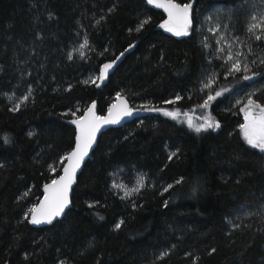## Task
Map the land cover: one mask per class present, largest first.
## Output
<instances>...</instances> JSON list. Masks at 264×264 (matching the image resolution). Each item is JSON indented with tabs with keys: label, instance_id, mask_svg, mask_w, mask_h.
Wrapping results in <instances>:
<instances>
[{
	"label": "trees",
	"instance_id": "1",
	"mask_svg": "<svg viewBox=\"0 0 264 264\" xmlns=\"http://www.w3.org/2000/svg\"><path fill=\"white\" fill-rule=\"evenodd\" d=\"M174 1L192 5L187 35L144 0H0V264H264V151L240 129L249 99L264 107V28L249 30L264 0ZM209 27L246 59L239 72ZM119 96L136 119L101 135L65 217L33 227L70 120Z\"/></svg>",
	"mask_w": 264,
	"mask_h": 264
},
{
	"label": "snow or ice",
	"instance_id": "2",
	"mask_svg": "<svg viewBox=\"0 0 264 264\" xmlns=\"http://www.w3.org/2000/svg\"><path fill=\"white\" fill-rule=\"evenodd\" d=\"M148 2L154 3L156 7L164 8L168 12L169 20L161 25V27L167 28L169 32H173L177 36L188 34V28L191 25L192 5L190 3L181 5L175 3L174 0H166V2H160V0H148ZM144 23H147V21ZM142 26L143 25H141V27ZM258 27L264 28V15H262L260 23L252 24L249 30L252 31ZM256 38L260 39L259 36ZM229 59H232V57L229 56ZM111 67V64L104 65V75H107V70ZM233 69L235 71H240L239 63L234 64ZM100 79H103V76H101ZM245 79L249 78L245 77ZM216 95H220V93H216ZM25 99H27V97H25ZM177 99H179V97H177ZM208 99L212 100L214 97L209 96ZM113 107H115V105ZM203 107H208L207 102H205ZM94 108L95 105L93 104L92 107L88 109L87 116L82 120L73 121L80 126V136L77 138L75 149L63 157V159L68 162L63 169V175H61L59 179L53 180L50 185L46 186L48 195L45 197V202L40 204L39 207L30 210L31 223H51L55 217L63 212L64 208L67 207L69 203L68 192L72 183H74L76 170L79 168L83 157L87 155V151L95 139L96 131H98L101 124L118 122V119H113L111 114L109 117H97L93 111ZM254 112L255 114H253ZM123 114L131 115L132 113L131 110L125 109ZM164 114L173 118H177L180 115L179 111H165ZM245 119L247 120V123H245L242 128L246 142L252 147L264 151V107L255 104L254 101L249 99L247 102ZM188 124L190 127H193L196 132H200L205 128L219 127V124L212 121L211 118H208L204 124L200 125H194L189 118ZM6 139L7 138H5V140ZM172 155H175V153H172ZM177 182L179 183V181ZM138 186H143L142 178L138 182ZM169 187H171V185H169ZM135 190H138V188L133 189V191ZM116 227L119 228L120 225L117 224Z\"/></svg>",
	"mask_w": 264,
	"mask_h": 264
},
{
	"label": "water",
	"instance_id": "3",
	"mask_svg": "<svg viewBox=\"0 0 264 264\" xmlns=\"http://www.w3.org/2000/svg\"><path fill=\"white\" fill-rule=\"evenodd\" d=\"M144 1L146 2V4L150 8L162 12L166 16L167 21L169 20L168 12L164 8L156 7L154 3H149L148 0H144ZM160 2H166V0H160ZM93 104L95 105V108L93 109V111H94V113H95V115L97 117H109V115L111 114V117L113 119H118V122L117 123H111V124H101L100 127H99V129H98V131H96V133H95V139H94L93 143L91 144V146L89 147V149L87 151V155H85L83 157V160L81 161L79 168L76 170L75 178H74V183H72L71 188H70V190L68 192V200H69V203H68L67 207L64 208L63 212L59 216L55 217L52 220L51 223H40V224H33V223H31V214H30V223L35 228H47V227H50L53 224H55L56 222L61 221L65 217L66 213L72 207V195H73L74 187L77 184L78 177H79L80 173L82 172L85 164L90 159L93 151L97 147V144H98V141H99V138L101 137V135L104 132H106V131H108L110 129L121 128L124 125H126V124L131 123L132 121H134L136 119V117H137V112L134 109H132L131 104L129 103L128 99L126 97H124V96H119L115 100V102L110 105V107L108 109V112L105 115H99L97 113V103L96 102L92 103L89 106V108H91ZM114 105H115V107H113ZM88 109L85 111V113L83 114L82 117H80V118H74V119L70 120V122H69V124L75 129V132H76L75 144H74V147H73V149L71 151H73L75 149V146L77 144V138L80 136V126H79L78 123H74L73 121L82 120L85 116L88 115ZM125 109L131 110V113L132 114L131 115H124L123 112H124ZM67 163L68 162L65 160L64 161V164H63V167H62V170H61V175H63V169L67 165ZM59 177L57 179H59ZM50 184H51V182L48 183L47 185H50ZM47 185H45L44 188H43V197L41 198V200L37 203V205L35 207H39L40 204H42V203L45 202V197L48 195V192L46 191V186Z\"/></svg>",
	"mask_w": 264,
	"mask_h": 264
},
{
	"label": "rangeland",
	"instance_id": "4",
	"mask_svg": "<svg viewBox=\"0 0 264 264\" xmlns=\"http://www.w3.org/2000/svg\"><path fill=\"white\" fill-rule=\"evenodd\" d=\"M209 29H210L209 30V33L211 35H213V36H216V44H217V46L223 51V54H225V56H223L224 57V63H225L226 66L229 67L228 70H230L231 72H234V73L239 72V71H235L233 69V65L236 64V63H239L240 68H241L242 65L245 63L246 59L243 58L238 52H235L234 49H233V47L230 45V43H228V42L225 41L226 39L223 36V32L219 28L209 27ZM171 33H173V32H171ZM229 56H231L232 59H229ZM211 82H212V75L206 73L205 74V78H204V80L202 82L203 92L208 91V89H209V87L211 85ZM209 96H211V95L209 94V95L205 96L206 97L205 102H207V104L210 101L208 99ZM242 101H244V100H242ZM246 110H247V106H246L245 112H246ZM245 112H244V116H245ZM253 114H255V112ZM189 118L192 120V123L194 125H200L201 124V123H199L200 122V118L199 117H189L188 116V117H184V118H178V120H179L180 123H183L184 125L188 126L189 128L194 129L193 127H190L189 124H188V119ZM211 120L214 121L212 118H211ZM245 123H247V120L246 119L243 120V122H242V124L240 126V129H241V132H242V137H243L244 140H245V138H244L242 126ZM215 128H218V127H215ZM245 142H246V140H245ZM249 146H251V145H249Z\"/></svg>",
	"mask_w": 264,
	"mask_h": 264
}]
</instances>
